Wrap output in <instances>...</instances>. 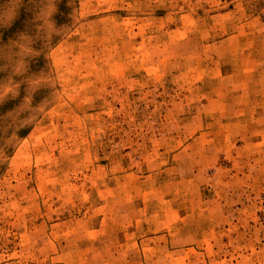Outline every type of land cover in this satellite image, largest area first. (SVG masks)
<instances>
[{"label":"rangeland","instance_id":"1","mask_svg":"<svg viewBox=\"0 0 264 264\" xmlns=\"http://www.w3.org/2000/svg\"><path fill=\"white\" fill-rule=\"evenodd\" d=\"M0 264H264V0H0Z\"/></svg>","mask_w":264,"mask_h":264}]
</instances>
